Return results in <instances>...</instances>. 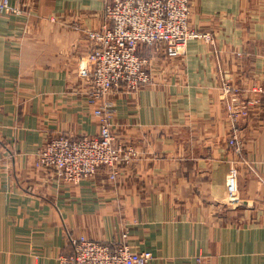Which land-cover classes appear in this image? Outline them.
<instances>
[{
  "label": "crops",
  "instance_id": "1",
  "mask_svg": "<svg viewBox=\"0 0 264 264\" xmlns=\"http://www.w3.org/2000/svg\"><path fill=\"white\" fill-rule=\"evenodd\" d=\"M109 0H10L0 14V264H68L79 236L150 250L148 264H264V106L229 119L221 96L264 83V0H190L178 57L144 46L154 82L116 89L114 131L134 159L71 183L35 165L54 135L98 134L77 75ZM235 131L240 156L228 145ZM238 167L242 202L226 206ZM197 258L202 262L198 263Z\"/></svg>",
  "mask_w": 264,
  "mask_h": 264
},
{
  "label": "built area",
  "instance_id": "2",
  "mask_svg": "<svg viewBox=\"0 0 264 264\" xmlns=\"http://www.w3.org/2000/svg\"><path fill=\"white\" fill-rule=\"evenodd\" d=\"M190 0H109L104 8V22L98 29L87 30L92 48L77 62V75L87 88L88 101L97 119L96 135L78 138L54 135L39 149L35 165L53 170L64 181L77 183L95 176L105 168L109 179L118 177L119 167L136 156L132 145L118 140L114 131L115 105L110 95L119 88L135 92L140 86L152 84L150 63L140 54L144 46L162 48L167 57H178L188 42L211 35L190 26ZM10 0H0V14L16 13ZM221 96L227 101L229 119L248 117L252 106L263 104L264 83L240 91L228 81L222 84ZM228 145L240 156L242 143L233 130ZM238 167L231 164L226 176L227 206L242 202L238 186ZM115 244L101 243L86 236L72 240L68 264H148L150 250H132L126 243L127 233Z\"/></svg>",
  "mask_w": 264,
  "mask_h": 264
},
{
  "label": "rangeland",
  "instance_id": "3",
  "mask_svg": "<svg viewBox=\"0 0 264 264\" xmlns=\"http://www.w3.org/2000/svg\"><path fill=\"white\" fill-rule=\"evenodd\" d=\"M201 32H203V31H201ZM108 178H109V177H108ZM117 179H118V178H117ZM110 180H111V179H110ZM115 180H116V179H115ZM115 180H113V181H115ZM226 206H227V205H226ZM231 207H234V206L231 205ZM196 260H197L198 263H201V262H202V259H201V258H197Z\"/></svg>",
  "mask_w": 264,
  "mask_h": 264
}]
</instances>
